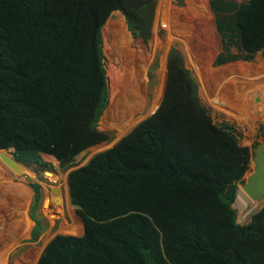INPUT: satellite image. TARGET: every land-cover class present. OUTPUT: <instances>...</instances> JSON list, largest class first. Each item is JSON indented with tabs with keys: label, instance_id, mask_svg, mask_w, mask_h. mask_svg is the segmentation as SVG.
<instances>
[{
	"label": "trees",
	"instance_id": "trees-1",
	"mask_svg": "<svg viewBox=\"0 0 264 264\" xmlns=\"http://www.w3.org/2000/svg\"><path fill=\"white\" fill-rule=\"evenodd\" d=\"M157 3L0 0V148L40 165L48 153L67 166L111 139L99 128L110 98L104 25L118 10L133 37L148 42ZM209 6L222 37L215 66L251 61L264 50V0ZM147 84L148 75L144 107L153 101ZM252 157L235 126L217 123L202 104L198 82L173 46L156 111L68 174L83 234H57L37 264H264V206L246 224L233 207ZM41 231L38 221L32 239Z\"/></svg>",
	"mask_w": 264,
	"mask_h": 264
},
{
	"label": "rangeland",
	"instance_id": "rangeland-1",
	"mask_svg": "<svg viewBox=\"0 0 264 264\" xmlns=\"http://www.w3.org/2000/svg\"><path fill=\"white\" fill-rule=\"evenodd\" d=\"M116 12L120 11H114L103 28V49L110 98L111 81L114 78L120 79L134 66L139 76L138 83L141 86L139 98L142 102L127 114L126 120L122 121L123 118L115 120L116 114H114V120L109 121L105 118L106 112L110 115L109 98L104 115L100 117L99 128L108 132L111 139L85 149L67 166H62L56 157L43 153L42 158L47 162L46 165L21 161L27 165L31 173L25 171L17 173L8 167L11 172V189L16 198H26L27 204L19 202L23 208L20 212L25 213L30 226L23 225L24 219L19 220L12 211L5 212V215L0 217V222L12 217L13 224H17L25 233L14 238L15 242H12L14 248L6 260L4 259L6 254H2L0 250V264H37L45 246L57 234H83L82 219L77 215L76 207L70 200L68 174L72 169L87 163L94 154L112 147L137 124L156 111L164 94L167 57L173 46L181 51L185 65L198 82L200 100L209 109L213 119L217 123L233 124L241 144L247 142V139L254 138L251 146L253 155L255 148L264 138V50L256 54L251 61L238 59L215 66L214 59L222 50V37L217 31L209 0H183V4H179L177 0H158L156 23L148 42L134 38L125 16L121 12L120 14ZM161 21L165 22L167 28H161ZM233 51L237 52L235 48ZM110 73L114 74V78L113 75L110 77ZM147 75L148 95L153 101L149 106L144 107L142 90ZM158 99L159 104L152 111L153 103ZM5 152L13 156V149ZM1 162L0 168L4 169L6 164L3 160ZM254 170L255 164L252 160L245 180ZM47 172L50 174L48 175ZM0 175L6 174L0 173ZM34 184L40 187L38 197ZM56 186L61 188V195L59 194L63 198L61 204L54 199L53 188ZM4 187H0L1 199L6 193ZM6 191L10 194V190L6 189ZM237 195V200L233 203L238 213L237 222L246 224L251 220L252 214L264 206V199L253 200L243 189L242 183L238 186ZM9 201L13 200L9 199ZM245 203L258 207L254 211L243 212L240 206ZM1 207L5 210L9 208V203ZM38 221L42 223V231L38 239L34 240L31 233L35 222ZM38 228L35 230V236L40 232Z\"/></svg>",
	"mask_w": 264,
	"mask_h": 264
},
{
	"label": "bare ground",
	"instance_id": "bare-ground-1",
	"mask_svg": "<svg viewBox=\"0 0 264 264\" xmlns=\"http://www.w3.org/2000/svg\"><path fill=\"white\" fill-rule=\"evenodd\" d=\"M112 75L114 78V74L110 73V77H112ZM138 80H139V76L137 74L136 67L132 66L131 70L126 71L125 74L120 79L114 78L111 81V98H110L111 104L108 108L110 115L108 112H106L105 118L109 119V121H112V120H114L113 115L116 114L115 120L116 119L119 120V118H123L122 121L126 120L128 117L127 114H129L134 108H136L139 104H141L142 99L139 98V95L141 93V86L139 85ZM158 102H159V99L153 103L154 105L152 107V111L155 109L157 104H159ZM8 155L12 157V155H10V154H8ZM1 160L2 159L0 156V164L2 165ZM5 166L6 167H4V169L0 168V171H1V169H3L2 172H0V173L6 174L5 176L0 175V187L5 186L4 192H6L2 199L0 197V217L4 216L5 212L12 211L19 220L24 219L23 225H25L26 227H29L30 224L27 223L28 220L26 218L25 213L23 214L22 212H20L21 210H23V208H22L21 203H19V202H23V203L27 204L26 198L25 197H22V198L17 197L16 198L14 191L11 189L12 181H11V176H10L11 172H10L9 168L10 169H12V168L9 167L7 164ZM48 174H50V172H48ZM6 189H8V191L10 190V194L7 193ZM54 190L56 193L55 195H58V196L61 195L60 190L58 191L56 188H54ZM1 196H2V194H1ZM9 199H11L13 201H9ZM6 200H7V202H6ZM17 201H18V203H17ZM255 201H258V200H255ZM59 202L61 204L63 202V198H62V200H59ZM7 203H9L10 209L7 208L4 210V208H2L1 205L6 206ZM26 223H27V225H26ZM81 229H83V227ZM23 234H25L24 230L19 229V226L17 224H13V218L12 217H9L6 220H3L0 222V250H1L2 254H6V257H4L5 260L7 259L8 254L14 248V246L12 245V242H15L14 238L16 239L17 238L16 236L19 237V236H22Z\"/></svg>",
	"mask_w": 264,
	"mask_h": 264
},
{
	"label": "water",
	"instance_id": "water-1",
	"mask_svg": "<svg viewBox=\"0 0 264 264\" xmlns=\"http://www.w3.org/2000/svg\"><path fill=\"white\" fill-rule=\"evenodd\" d=\"M103 115H104V112L101 115V117ZM6 150L7 149L5 148H0V151H1L0 156H1V159L5 162V164H7L17 173H20L21 171L31 173V170L27 167L25 163L17 160L14 156L12 157L9 156L8 153L5 152ZM252 160L255 164V170L251 171L247 175V179L245 180L244 183H242V187L251 196L252 199L261 200L264 198V138L255 148ZM54 188H56L58 191L60 190L61 192L60 187L56 186ZM54 188H53V192L55 193ZM237 196H236V199H237ZM54 199H55V202H59V200H62L61 196H58V195H55Z\"/></svg>",
	"mask_w": 264,
	"mask_h": 264
},
{
	"label": "crops",
	"instance_id": "crops-1",
	"mask_svg": "<svg viewBox=\"0 0 264 264\" xmlns=\"http://www.w3.org/2000/svg\"><path fill=\"white\" fill-rule=\"evenodd\" d=\"M228 98H231V97H228ZM226 98V99H228ZM254 122V121H253ZM254 142V138L253 139H247V142L243 143V145H248V146H252V143ZM80 227H78L77 229L79 230Z\"/></svg>",
	"mask_w": 264,
	"mask_h": 264
},
{
	"label": "built area",
	"instance_id": "built-area-1",
	"mask_svg": "<svg viewBox=\"0 0 264 264\" xmlns=\"http://www.w3.org/2000/svg\"><path fill=\"white\" fill-rule=\"evenodd\" d=\"M156 10H157V8H156ZM158 10H159V7H158ZM156 16H157V13H156V15H155V18H156ZM155 23H156V21H154V24H155ZM160 25H161V28H167L165 22H163V21H161ZM211 104H212V103H211ZM213 105H214V104H213Z\"/></svg>",
	"mask_w": 264,
	"mask_h": 264
},
{
	"label": "flooded vegetation",
	"instance_id": "flooded-vegetation-1",
	"mask_svg": "<svg viewBox=\"0 0 264 264\" xmlns=\"http://www.w3.org/2000/svg\"><path fill=\"white\" fill-rule=\"evenodd\" d=\"M47 174H48V172H47ZM49 175V174H48ZM55 197V196H54ZM47 204H45V206H46ZM56 205H58L57 203H56ZM31 215V214H30ZM32 216V215H31Z\"/></svg>",
	"mask_w": 264,
	"mask_h": 264
},
{
	"label": "clouds",
	"instance_id": "clouds-1",
	"mask_svg": "<svg viewBox=\"0 0 264 264\" xmlns=\"http://www.w3.org/2000/svg\"><path fill=\"white\" fill-rule=\"evenodd\" d=\"M116 11H118V10H116ZM35 225H36V222H35ZM35 225H34V226H35ZM83 226H84V225H83ZM33 228H34V227H33Z\"/></svg>",
	"mask_w": 264,
	"mask_h": 264
}]
</instances>
